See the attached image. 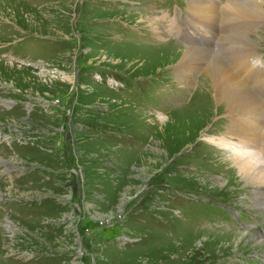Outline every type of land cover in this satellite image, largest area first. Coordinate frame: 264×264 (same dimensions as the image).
Returning a JSON list of instances; mask_svg holds the SVG:
<instances>
[{
	"label": "rangeland",
	"instance_id": "obj_1",
	"mask_svg": "<svg viewBox=\"0 0 264 264\" xmlns=\"http://www.w3.org/2000/svg\"><path fill=\"white\" fill-rule=\"evenodd\" d=\"M191 5L0 0V132L23 145L7 144L12 157L0 145V264H255L257 251L264 264V193L253 230L243 200L261 186L208 141L241 114L213 103L204 75L215 59L231 69L244 36L264 60V16L214 23L204 42L168 34L159 18L184 30ZM188 47L207 56L187 82L177 61ZM247 87L262 118L264 97ZM12 103L22 108L7 114Z\"/></svg>",
	"mask_w": 264,
	"mask_h": 264
},
{
	"label": "bare ground",
	"instance_id": "obj_2",
	"mask_svg": "<svg viewBox=\"0 0 264 264\" xmlns=\"http://www.w3.org/2000/svg\"><path fill=\"white\" fill-rule=\"evenodd\" d=\"M191 1L193 2V5L189 7L191 17L184 30L181 29V25H184V23L180 25L176 18H168L167 14L159 19V23L164 24L168 32L183 33L185 31V36H188L187 38L192 39L196 37L198 41L204 42L208 39V29L212 28L214 23L217 24L221 21L231 20L238 21L243 18L247 20H261L264 16V8H262L263 3H257L255 0H251V2H254L252 5L247 6H239L236 2L238 0ZM232 2L235 3V6L232 5ZM245 28L247 29L246 31L250 29L247 26H245ZM251 42L252 41L249 40L248 37L245 38V36L240 40L238 46L239 50L234 57L231 69L226 67L228 64L225 66L223 62H220V59L212 60L206 67L207 69L204 75L211 80L210 90L213 103H215L216 106L223 104L228 114H241L239 118H233L232 126L229 127L228 134L225 133L221 135V137L209 136L208 141L230 153L229 159L232 161L231 164L236 166L235 168L239 175H241L246 182L264 188V108H261L263 113L259 114L262 118H256L255 115L257 114L258 104L261 107L262 101L256 97L257 103L254 96L249 93L247 87L251 86L252 91L258 94L261 93L262 97H264V70L249 67L247 64V59L254 56L253 50H249L251 51V55L246 52V48L250 49ZM247 44L249 47H247ZM186 50L187 51L183 53H179L177 63H180V65L177 68V75L188 82L189 73L192 68L196 66V64H193L191 61L197 59V55H203L205 58L197 62L199 65L204 64L207 55L196 52L193 55V52H191L193 49L191 47H188ZM248 54L249 56H247ZM257 57L256 59H258ZM7 67H9L8 64ZM11 67H14V65ZM246 68L251 70V73L247 76L250 77V79L244 80L248 90L244 88V85L241 83V75ZM231 71H236L237 73L231 74ZM255 82L257 83V85H255L257 87L253 85ZM243 115H245V117ZM226 135L232 138L236 137L237 141L227 139ZM211 138H217V142H214ZM258 138H261V144L258 142ZM141 170L143 173L146 172L145 169ZM257 201H259L258 198L254 199L253 203L257 204ZM259 202L264 205V201Z\"/></svg>",
	"mask_w": 264,
	"mask_h": 264
}]
</instances>
